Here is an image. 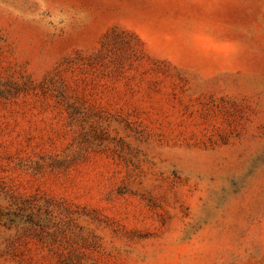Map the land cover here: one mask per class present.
I'll return each instance as SVG.
<instances>
[{"label":"rangeland","instance_id":"obj_1","mask_svg":"<svg viewBox=\"0 0 264 264\" xmlns=\"http://www.w3.org/2000/svg\"><path fill=\"white\" fill-rule=\"evenodd\" d=\"M0 264H264V0H0Z\"/></svg>","mask_w":264,"mask_h":264}]
</instances>
